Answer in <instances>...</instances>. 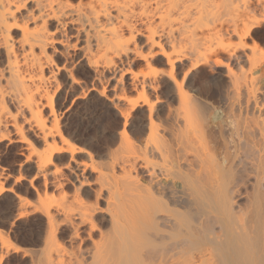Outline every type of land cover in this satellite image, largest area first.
Masks as SVG:
<instances>
[{
	"label": "bare ground",
	"instance_id": "obj_1",
	"mask_svg": "<svg viewBox=\"0 0 264 264\" xmlns=\"http://www.w3.org/2000/svg\"><path fill=\"white\" fill-rule=\"evenodd\" d=\"M262 18L264 0H0V144L21 148L25 163L35 165V191L34 180L47 185V171L58 159L67 160L65 168L73 162L80 167L77 228L85 229L93 246L66 264H264ZM131 54L154 59L147 61L150 69L167 67L160 73L168 91L154 99L150 90L156 83L144 75L137 99L128 100L130 110L115 106L123 116L141 101L149 125L138 148L120 133L138 150L136 161L111 155L100 167L85 146L63 134L56 97L88 69L100 85L114 80L119 104L127 99L125 77L135 74L123 64ZM189 68L188 77L178 74ZM204 71L212 78L210 91L197 82ZM156 72L151 69L153 77ZM97 82L90 91L114 102L108 85ZM211 91L218 96L214 101L206 97ZM80 155L92 159H76ZM52 173V185L64 187V178L56 177L59 169ZM241 196L247 201L242 206ZM47 204H40L42 213L53 219L59 209L54 214ZM101 215L107 217L106 232L97 222ZM0 243L19 252L2 230ZM50 250L41 264H65V255Z\"/></svg>",
	"mask_w": 264,
	"mask_h": 264
},
{
	"label": "rangeland",
	"instance_id": "obj_2",
	"mask_svg": "<svg viewBox=\"0 0 264 264\" xmlns=\"http://www.w3.org/2000/svg\"><path fill=\"white\" fill-rule=\"evenodd\" d=\"M140 40L143 41V38H140ZM57 47H59V46H57ZM132 55L133 54L130 55L131 57L129 56V58H127L128 60L126 58H124L125 60L123 59V61H124L123 64L125 65V69L130 68L131 71H132V69H134L132 72L135 74L133 76V74L130 72L131 74L129 73L128 76L125 77L124 82L122 84V88H123L122 90H124V89L126 90V91L124 90L123 93H124V96L127 97V99L125 98L126 100L124 99L123 101L119 100V104L117 102L118 100L116 99L117 97L115 95H118V94L120 95V93H118L114 90V86H113L115 84L114 80L111 83L109 82L110 85L107 82V80H105V82L103 81V85H104V87L108 85L107 87H105V88H107V90H106V93H108L107 95L109 96V93L115 94V92H116L115 95L111 94L112 98L115 99V100H113L114 102H111V104H110L109 103L110 101H108L107 105L98 103L97 96L99 97V95L97 92L94 91L97 94V96H93L94 98L92 97V99L86 105H84L82 107L83 112L80 109H78L77 112L73 113L71 116H68L65 112L61 111L64 103L67 101L68 97L72 93L75 92L76 97H80L81 94L88 92L89 89L91 87H93V85H95L94 83H96L98 81L95 78L93 73H91V72L88 73V71H89L88 69L81 70L80 74L77 75L78 79L80 77V79H79L80 82L78 81L79 84L77 83L75 86L73 85L74 87H72V85H71V86L66 87L65 89H62L60 91L61 93L59 92L58 96L56 97V100H57V98L60 100L55 101L56 102V104H55L56 109L55 110L58 111V112L55 111L57 113V114L55 113V115H57L56 118L59 117L58 122L60 124V127L62 128L61 130H62L63 134L65 135V137L69 141L73 142L72 144H76V145L83 147V148L85 146V149H88L87 150L88 153L90 152L89 153L90 156L95 158V159H93V161L95 162V160H97L98 163L97 162H95V163L98 165L100 163L101 164L103 163L102 165H105V162L112 158V157L111 158L109 157L111 155L112 156L116 155L117 158L121 157L120 159H122V157L124 156L123 158H125L126 161L127 160L128 161H136L135 155L138 157V154H135V153H139V152L134 147L135 146L137 147V145L139 146V144H137V141L139 139L142 140L144 138V134L142 132H145L144 130L147 129V127H148L147 125H149V119L147 118L148 113H147V111H145V106L141 105L142 104L141 101H140L141 107L139 106L138 109L133 110L134 112L132 111V113H134V114L138 113V115L136 116V119L134 121H132V123L130 125L132 128V131L128 133L130 135V141L132 140L134 143H136L135 146L133 145V147H132L129 145V142H127V143L124 142L125 140L123 141V139L121 137L122 134H120V133H122V131L120 130L118 125L120 124V121L123 119V116H121L120 113L118 112V110L115 109V106L116 107L120 106L121 109L130 110L131 104L129 101L132 99H137L138 95H136V94H138L137 93L138 89L141 88V84L143 82L142 80H144V78H145L144 75H147L148 76L147 79H151V80L155 81V83H156L155 85L157 86V89L156 90H150L151 91L150 95L153 96L154 99L156 97H159V96L162 97V96L166 95V93L168 91L167 79L165 77V74H162L163 71L166 70L167 67L162 66V65H158V64H155V65L152 64L153 66L151 69H154V71L158 72V74H156V76L154 75V77H153V75L151 73V69L147 66V64L149 61L153 62L154 59H151L149 57L151 60L149 58H145L144 61H142L143 59L141 60L140 58H137L138 56H135L136 54H134L133 56ZM159 59L161 62L163 61V59L161 57L156 58V61H159ZM135 60H137V61H135ZM76 67L79 68L80 67L79 64H77ZM134 71H137V72H134ZM160 72H162V73H160ZM206 72L207 71H204L203 73L198 75L197 82H202L203 81L202 77H203V79H206V76L208 77L209 73H206ZM140 73H141V75H139ZM202 74H205L206 76L202 75ZM88 75H89V77H88ZM141 76H142V79L140 78ZM132 78H135V79H132ZM137 79H139V80H137ZM131 80L134 82H132ZM136 81H138V82H136ZM98 83L99 82H97V85H99L100 88H102L103 85H100ZM65 84L67 85V82ZM123 86L124 87L126 86V87L124 88ZM133 86L136 89H133L134 88ZM109 87H111V88L109 89ZM195 88H193V90L198 91V88L197 87H195ZM81 89L83 90V92ZM119 89L121 90V85H120ZM77 90H79V91H77ZM120 90H119V92H120ZM122 90H121V92H122ZM69 91H70V93H69ZM91 92H93V91H91ZM114 96H115V98H114ZM61 97H63V98H61ZM206 97L210 101H214L217 98H213V97H218V96H217V94H214L213 91H211L209 94L206 95ZM99 99L102 100L104 98L100 96ZM171 100L172 99H169L168 103H170ZM109 104L112 106H110ZM163 106H164V104H162V107ZM164 107H167V104H165ZM48 111L49 110H47V112ZM49 112L47 113L48 115H50ZM105 113H107V114H105ZM144 115H145V117H144ZM104 122H105V124H103ZM100 126H103L104 127L103 129L107 128L106 130H104L105 140H104V146H103L102 151L99 150V147H98L97 142H96L97 128ZM133 142H132V144H133ZM2 144L4 145V148L2 150H0V158L6 156L10 149H12L11 153H12L13 157L20 155L21 151L19 152V150H21V148L20 149H19V147L7 148V142L2 143ZM130 144H131V142H130ZM94 149H97V150L94 151ZM90 156L89 155L88 156L87 155H82V156L80 155V156H77L76 159L89 161V159H92V158H90ZM34 159H35V157H34ZM125 159H122V160H125ZM25 161H26V159L24 157L23 163L25 164V169H24L22 174L25 175L26 177H29L28 183L30 185L31 180L33 181V179L35 177V173H36L35 165L32 162L29 164H26ZM66 161L67 160H65V159H63V160L58 159L57 166L60 168H58L57 166H56L57 168L51 167L54 170H52L50 168L51 170L49 169L47 171L48 173H50V174H48V177L50 179L48 178V184L47 185L44 184L45 180L42 178H38V179L34 180V184L37 187V191H35L32 188V186L29 187L26 185H16L15 183L13 184V187L19 186L22 188L21 192L16 193V197L18 200L16 207H17L18 213L24 215L28 219H32L34 221V223L36 224V227L34 229L29 228L23 233L12 231L11 225H9L8 229L0 228V230L3 231L4 236L7 237L12 242L13 246L18 247L20 249L19 252H15L13 248H12V250L7 251V249L2 247L1 243H0V257L4 256V258H6L10 262V264H23L24 261H26L27 264H41L43 262V258H45L46 254H47V251L49 252L50 249L51 250L53 249L56 252H57V250H59V254H61V256H63V258L65 255L64 261L66 264V262L67 263L70 262V260H71L70 257L72 254L73 255L71 258H73L75 253H76V255L79 254L80 250H85V248H86L85 251L87 252L89 247L92 249L93 243L90 240H88V237H87L88 235L84 231L85 229H81L79 231L80 232V234H79V232H78L79 228H77V226L79 224L78 221H80L79 220L80 215L78 214V212L80 213L82 211L81 210L82 208L81 209H79V208H80V206L82 207L83 205H79L81 202L75 196L74 188L79 186V181L77 180L75 174L76 175L79 174L78 176H81L80 175L81 171L79 169L80 167H78V165H76L73 162L71 164V167L65 168L66 167L65 163H67ZM61 165H63V166H61ZM73 165H75V167H73ZM57 169H59V173H57L56 177L59 179L61 177H62L61 179L64 178L65 185L62 188H60V187L55 188L52 185L53 184L52 182L54 181L53 179L55 178L54 175H56V174H53L52 171H55ZM2 170H3V172L5 171L4 168L2 169V167H0V176H2L0 178H3ZM138 171H139L141 177H145L144 176L145 172L143 170L138 168ZM51 174H52V176H51ZM9 175L5 179H13V175L11 172H9ZM90 175L89 176L91 177V180L93 181V179L95 178L96 175L95 174H90ZM15 179H19V177L16 176ZM92 187L97 189L96 187H98V185L92 183ZM246 191H250V189H248V190L244 189L243 190L244 193ZM66 195H67V197H66ZM74 196H75V198H74ZM243 196H245V195H243ZM243 196L237 198V200H238L237 202L241 206L245 205V203L247 202V201H245V197H243ZM21 199H23V201H25V202L21 201ZM62 202H64V203H62ZM43 203L44 204L48 203L47 204L48 206L50 205L49 203L52 204V206H51V212L52 213H54V212L56 213L57 212L56 210L59 209V212H57L56 214L54 213L55 215H53V219L51 218L52 220H55L56 222H53L51 219H48L46 216H44V213H42L43 212L42 211V205H40ZM66 203L70 207H68ZM63 204H65V205H63ZM73 208L76 210H74ZM66 209H67V211H66ZM70 209H71V212H70ZM54 217H55V219H54ZM101 219L103 221L104 220L106 221L107 217L105 215H101L97 218V222H99L98 223L99 227L101 226L100 229H102L103 232L104 231L106 232V230L108 231V229H109V224L106 223L105 221L103 222ZM50 220L52 223L50 222ZM0 223H7V219L0 221ZM74 227L77 229H75ZM53 228H54V230H53ZM75 230L77 231V233L75 232ZM52 231H55V235H56V237L54 238L53 241H52V237H51ZM99 233H100V231H97L94 233V239H96V240L98 239L97 241H99V237H100ZM77 234H79V237L76 236ZM49 239H51V240H49ZM46 240H49V242H51V244ZM46 242H48L50 245L49 249L47 246L48 243H46ZM46 249H48V250L46 251ZM67 254H69V256ZM41 255L44 257H42Z\"/></svg>",
	"mask_w": 264,
	"mask_h": 264
},
{
	"label": "snow or ice",
	"instance_id": "obj_3",
	"mask_svg": "<svg viewBox=\"0 0 264 264\" xmlns=\"http://www.w3.org/2000/svg\"><path fill=\"white\" fill-rule=\"evenodd\" d=\"M27 7V5H25ZM259 23L261 24V27H264V18H262ZM254 36L255 33H252ZM248 36V33H245V37ZM249 43H252L251 40L248 41ZM260 44L264 45V39H260ZM192 72V69L189 68L187 72L179 73V75H183L185 77H188V73ZM167 75H171V73H168ZM175 78V77H174ZM211 77H207L204 79L200 87L203 88L206 91L211 90ZM79 91V90H77ZM111 95V93H109ZM93 96H97L95 92H91L90 89L88 92H85L82 97H76V93H72L67 101L64 103L61 111L65 112L68 116H71L73 113L77 112L78 109L82 111V107L86 105ZM76 97V98H74ZM98 98V103L107 105L108 101L107 98L104 99H99ZM147 102V101H145ZM138 113H132V112H125L123 113V119L120 121V124L118 127L120 130L123 132L124 135H127L129 132L132 131L131 128V123L136 119V116ZM212 135L213 133L210 131L209 133ZM218 135V133H215ZM104 140H105V133L103 126H100L97 128V133H96V142L99 147V150H103L104 146ZM67 143V141H65ZM4 148L3 144H0V150ZM97 149H94L96 151ZM28 160L32 161L33 157L31 155L28 156ZM24 161V155L21 154L19 156H12L11 149L9 150L8 154L2 158H0V167L4 168L5 171L3 172V178H0V221H3L7 219V223H0V228L8 229L9 225H11L12 231L15 232H25L29 228H35L36 224L32 219L26 218L24 215L18 213L17 211V197L16 193H19L22 191L21 187H13V184L15 183L16 185H26L31 187L29 185V177H26L23 175V171L25 169V164L23 163ZM52 161L49 160L48 164H51ZM75 167V165H73ZM9 172L12 173L13 179H5L8 177ZM18 176L19 179H15V177ZM102 204L103 201H100ZM42 223V222H41ZM19 251V249H17ZM0 264H10V262L3 257H0ZM23 264H27L26 261L23 262Z\"/></svg>",
	"mask_w": 264,
	"mask_h": 264
}]
</instances>
